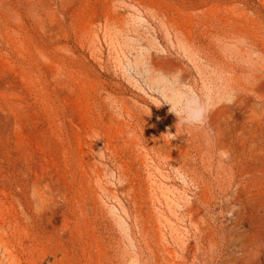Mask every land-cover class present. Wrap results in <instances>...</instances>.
<instances>
[{"label": "rangeland", "instance_id": "1", "mask_svg": "<svg viewBox=\"0 0 264 264\" xmlns=\"http://www.w3.org/2000/svg\"><path fill=\"white\" fill-rule=\"evenodd\" d=\"M261 167L264 0H0V264H264Z\"/></svg>", "mask_w": 264, "mask_h": 264}, {"label": "bare ground", "instance_id": "2", "mask_svg": "<svg viewBox=\"0 0 264 264\" xmlns=\"http://www.w3.org/2000/svg\"><path fill=\"white\" fill-rule=\"evenodd\" d=\"M261 168H262V167H261ZM262 169H263V168H262ZM263 170H264V169H263ZM254 171H255V170H254ZM257 171H259V170H257ZM259 172H260V171H259ZM262 175H263V174H262ZM258 176H259V175H258ZM255 177H256V176H255ZM255 177H253V179H254ZM261 178H262V177H261ZM261 178H260V179H261ZM256 179H257V178H256ZM251 180H252V179H251ZM258 180H259V179H258ZM261 181H262V180H260V184H261ZM263 181H264V180H263ZM256 182H257V181H256ZM256 182H255V183H256ZM255 183H254V184H255ZM254 184H253L252 187H255V186H256V185L254 186ZM259 186H261V185H259ZM252 187H251V188H252ZM261 187H262V186H261ZM263 187H264V186H263ZM246 188H247V187H246ZM258 194H259V193H258ZM260 194H261V193H260ZM253 200H254V199H253ZM258 201H259V200H258ZM259 206H260V207H259V208H260V211H261V212H264V200H262V201L260 202ZM249 207H250V206H249ZM254 208H255V207H254ZM252 210H253V209H252ZM255 210H256V208H255ZM254 213H255V212H254ZM252 216H253V215H252ZM256 216H257V215H256ZM263 219H264V218H263ZM256 222H257V221H256ZM257 224H258V223H257ZM259 225H260V224H259ZM252 228H253V227H252ZM260 230H261V229H260ZM253 232H254V231H253ZM257 236H260V239H261L262 241L264 240V232L258 233ZM257 239H258V238H257ZM258 240H259V239H258ZM255 245H256V243H255ZM261 245H262V244H261ZM250 246H251V244H250ZM256 246H257V245H256ZM255 248H256V247H255ZM260 250H261V249H260ZM257 252H258V251H256V253H257ZM258 254H259V253H258ZM254 255H255V253H254ZM259 255H260V254H259ZM253 257H254V256H253ZM254 258H255V257H254ZM258 258H260V257H258ZM256 259H257V258H256ZM260 261H261V260H260ZM260 261H257V262H260ZM255 264H257V263H255Z\"/></svg>", "mask_w": 264, "mask_h": 264}, {"label": "clouds", "instance_id": "3", "mask_svg": "<svg viewBox=\"0 0 264 264\" xmlns=\"http://www.w3.org/2000/svg\"><path fill=\"white\" fill-rule=\"evenodd\" d=\"M179 115V114H177ZM203 119V112L201 111L199 118H197L196 116H194L190 111H186L185 112V119L184 122L188 123V124H195V123H199V121Z\"/></svg>", "mask_w": 264, "mask_h": 264}]
</instances>
